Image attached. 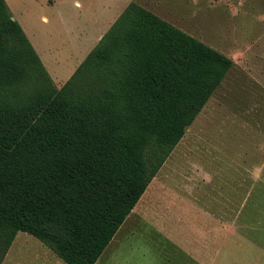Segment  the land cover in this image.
Masks as SVG:
<instances>
[{
    "label": "trees",
    "instance_id": "16d2710c",
    "mask_svg": "<svg viewBox=\"0 0 264 264\" xmlns=\"http://www.w3.org/2000/svg\"><path fill=\"white\" fill-rule=\"evenodd\" d=\"M232 65L129 2L56 87L0 0V262L23 231L95 264Z\"/></svg>",
    "mask_w": 264,
    "mask_h": 264
},
{
    "label": "rangeland",
    "instance_id": "374dc122",
    "mask_svg": "<svg viewBox=\"0 0 264 264\" xmlns=\"http://www.w3.org/2000/svg\"><path fill=\"white\" fill-rule=\"evenodd\" d=\"M5 1L56 87L129 2L233 60L95 264H264V0ZM0 264L65 263L18 231Z\"/></svg>",
    "mask_w": 264,
    "mask_h": 264
},
{
    "label": "crops",
    "instance_id": "0c3cea01",
    "mask_svg": "<svg viewBox=\"0 0 264 264\" xmlns=\"http://www.w3.org/2000/svg\"><path fill=\"white\" fill-rule=\"evenodd\" d=\"M74 4L76 5V6H81V3H80V1L79 0H74ZM124 9V8H123ZM120 12H121V10H119V12H116V14H115V18L120 14ZM11 13V12H10ZM11 15H12V18H14V19H16V17L11 13ZM113 17V18H114ZM115 18H114V20H115ZM40 19L41 20H43V21H45V20H47V17L45 16V15H41V17H40ZM19 23V22H18ZM20 26L22 27V29H23V31H24V33L26 34V36H27V38L29 39V41L31 42V44H32V46L34 47V49H35V51L37 52V54H38V56H39V58H40V60L42 61V63H43V65L45 66V68H46V70L48 71V73H49V68H48V66H49V64H50V66H52L51 65V61H50V57L46 54V51H45V49H43L42 48V46L39 44V42L37 41V39H36V37L33 35V32L32 31H30V30H28L26 27V25L24 26L21 22H20ZM105 31L106 30H100V32H98L97 34H96V41L98 40V39H100L101 38V36L105 33ZM104 32V33H103ZM193 36V35H192ZM195 37V36H194ZM89 52V51H88ZM87 52V53H88ZM86 53V54H87ZM86 54L81 58H78V60H77V62L72 66V68H70V70H69V73H67V75H66V77L64 78V80L66 81L69 77H70V75L73 73V71L75 70V68L79 65V63L84 59V57L86 56ZM50 74V73H49ZM50 76H51V78H52V74H50ZM53 79V78H52ZM64 81V82H65ZM63 83V82H62Z\"/></svg>",
    "mask_w": 264,
    "mask_h": 264
}]
</instances>
